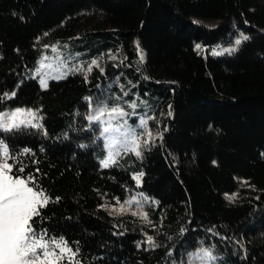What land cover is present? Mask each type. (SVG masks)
<instances>
[{"label":"trees","instance_id":"trees-1","mask_svg":"<svg viewBox=\"0 0 264 264\" xmlns=\"http://www.w3.org/2000/svg\"><path fill=\"white\" fill-rule=\"evenodd\" d=\"M54 47L74 49L75 65L45 89L36 70ZM0 97V110L43 114V128L0 140L13 178L35 176L50 197L37 235L63 237L81 264H187L201 245L213 264H264V0H0ZM99 105L126 115L90 122ZM110 121L135 131L141 158L107 145ZM109 151L117 163L102 168ZM139 191L147 222L110 211Z\"/></svg>","mask_w":264,"mask_h":264},{"label":"snow or ice","instance_id":"snow-or-ice-1","mask_svg":"<svg viewBox=\"0 0 264 264\" xmlns=\"http://www.w3.org/2000/svg\"><path fill=\"white\" fill-rule=\"evenodd\" d=\"M248 37L241 34V38L236 40V45H239L242 40H247ZM199 49V45L196 46ZM55 51V49H53ZM234 51V49H233ZM219 55L220 53H214ZM115 59V57H112ZM141 60L143 56L141 55ZM95 65L99 67L97 61L93 60L88 66L87 70L83 68L78 69L79 71L85 72V80H87V74L92 71V66ZM44 65L41 63L40 68ZM103 69H101V72ZM40 74V70H36V75ZM54 79L66 78L64 74L53 77ZM39 83L42 88L48 87L47 79H40ZM15 92L11 94L14 96ZM127 95V93H125ZM9 94L5 93L4 97L11 98ZM3 98V97H0ZM91 101V98H85ZM91 107V103H90ZM132 108L136 107V104L131 105ZM23 110H16V113L9 114L5 118L4 114H0V129L3 131H13L14 129H19L21 126L24 127H35L43 128L42 124L33 123L32 120H19L16 122V116L20 114ZM97 115H89L87 119L90 122L99 123L101 117L105 114L111 116L124 117L126 113L123 109L119 107H112L108 109L106 105H99L95 110ZM27 114L33 119H36V113L28 110ZM171 113H169L170 115ZM42 119V117L40 118ZM147 121L141 120V126L146 127ZM113 131L111 126L104 127L102 132L104 134ZM116 132L120 134L119 143L124 146V150L131 151L135 154L137 158L142 157V152L140 151L139 137L136 135L135 131L127 130L126 126H120L115 129ZM47 135V132L44 133ZM151 136V133H147ZM145 145L147 140L144 141ZM30 149L25 148L22 150V155L30 153ZM116 155L109 151L107 157L101 161L102 168H109L117 163ZM15 161L16 157L9 151L8 145L0 140V264H81V261L77 258L79 255V248L73 250L68 246L67 241L63 237L59 240H45L47 232L45 231L43 235H37L36 229L33 227V217H40V209L46 207L50 203V197L46 195L42 188L36 182V178L33 175H29L26 178H20L17 176L15 179L11 175L14 164H9L8 160ZM36 163V161H33ZM18 172H24V167L21 166L17 169ZM39 172V169H36ZM143 173L134 176L133 179L139 186ZM32 186H29V185ZM237 197L236 193L231 195L225 194V198L230 202L234 201ZM59 197H56V201H59ZM133 200L126 201L125 203L131 205ZM119 203V201H117ZM119 211H127L124 205L120 206ZM137 215L136 212L132 213ZM139 215L142 219L147 222V214L140 212ZM147 242L152 246L156 245L152 237H147ZM189 259L187 264H210V262L215 261L217 258L213 256L211 250L209 249H199L194 253L188 254Z\"/></svg>","mask_w":264,"mask_h":264},{"label":"rangeland","instance_id":"rangeland-1","mask_svg":"<svg viewBox=\"0 0 264 264\" xmlns=\"http://www.w3.org/2000/svg\"><path fill=\"white\" fill-rule=\"evenodd\" d=\"M202 22L204 24H207L210 26L217 24V20H215V19L202 20ZM240 38H241V35H238L235 38V41L233 43L220 44L218 47L214 48V52L221 54V53L233 51V49H235L237 47V45L235 43L236 40L240 39ZM53 49H55V51H53ZM74 54H75V50L72 48H68V47H61V48L60 47H54L51 50L45 51L44 54L42 55V57L40 58L39 62H38L39 68H40L41 63H43V65H44L43 68H40L39 80L44 78V79H47V81H49L51 78H53L55 76L64 74V73L72 70L73 66L75 65V62L73 60ZM92 58H93V60L97 61V59H100V55L95 54ZM18 109L23 110V111L16 116V118H15L16 122H19V120H21V119L25 120V121L32 120L33 123H40L41 122L42 119H40V118L43 117V114L40 111V109H37L36 106L6 108V109L0 110V114H4L5 118H7L9 116V114L16 113V110H18ZM28 110H31L32 112L36 113V119H33L31 116H29L27 114ZM109 117L113 118V119H117V116L109 115ZM108 124H109V126H111L113 131H111L110 133H107L105 141H106L108 146L110 145V142L112 145H115L118 142L115 138L116 137L120 138V135L117 134L115 129L120 127L121 125L116 123V122H113V121H110ZM146 140H147V138H146ZM115 141H117V142L115 143ZM234 193H236V192H234ZM231 194H233V193H231ZM231 194H229V195H231ZM146 197H147V195H145L142 191H139V192H136L134 194L129 195L125 200L119 201V203L117 202V203H113V204L109 205V209L114 214L124 213V212H129V213L136 212L137 214H139L140 212H143V200H145ZM133 198H135V200L133 201V203H131V205H128L125 203L126 201L133 200ZM121 205H124V207L127 209V211H119ZM201 248L211 250L213 256H215L213 249L207 245H201L197 249L193 250L191 253H194ZM188 259H189V256H188ZM214 262L215 261L210 262V264H213Z\"/></svg>","mask_w":264,"mask_h":264}]
</instances>
